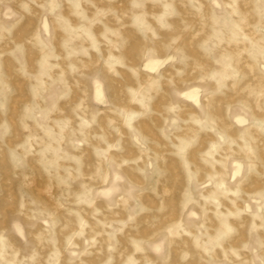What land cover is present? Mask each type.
Returning a JSON list of instances; mask_svg holds the SVG:
<instances>
[{"label": "rangeland", "instance_id": "rangeland-1", "mask_svg": "<svg viewBox=\"0 0 264 264\" xmlns=\"http://www.w3.org/2000/svg\"><path fill=\"white\" fill-rule=\"evenodd\" d=\"M0 264H264V0H0Z\"/></svg>", "mask_w": 264, "mask_h": 264}]
</instances>
